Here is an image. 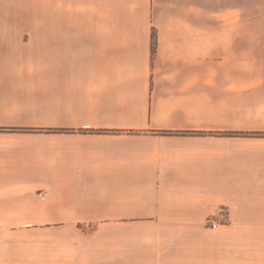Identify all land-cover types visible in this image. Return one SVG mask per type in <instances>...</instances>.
I'll return each mask as SVG.
<instances>
[{
	"label": "crops",
	"instance_id": "obj_1",
	"mask_svg": "<svg viewBox=\"0 0 264 264\" xmlns=\"http://www.w3.org/2000/svg\"><path fill=\"white\" fill-rule=\"evenodd\" d=\"M251 4L0 0V264H264Z\"/></svg>",
	"mask_w": 264,
	"mask_h": 264
},
{
	"label": "rangeland",
	"instance_id": "obj_2",
	"mask_svg": "<svg viewBox=\"0 0 264 264\" xmlns=\"http://www.w3.org/2000/svg\"><path fill=\"white\" fill-rule=\"evenodd\" d=\"M251 2H252L251 6L246 11L247 16H251L253 18H264V0H251ZM242 12L244 13L245 10H242ZM238 13H239V10H238ZM244 16H245V14H244ZM222 213L224 214V211H222ZM223 220H224V218L221 219V220L220 219L208 218L205 221V224L204 225L206 226V228L204 230H205V233H208V236L210 237L209 243H211V236H212V232L210 230H208V228H209L210 225L212 227L211 221H216L220 225L221 221H223ZM219 225H218V227H219ZM92 227H95V226H93L92 224H89V227L88 228H92ZM205 235H207V234H205ZM183 247L187 248L188 246H185L184 245ZM191 248H194V251H196V246H191ZM206 252L209 253L208 251H206ZM202 256L200 257V255H199V256H196V257L197 258L200 257L202 259ZM208 256L210 257V259L207 256H204V260L206 261V263H210L211 264V255H210V253H209ZM198 261L201 262L200 259H198Z\"/></svg>",
	"mask_w": 264,
	"mask_h": 264
},
{
	"label": "built area",
	"instance_id": "obj_3",
	"mask_svg": "<svg viewBox=\"0 0 264 264\" xmlns=\"http://www.w3.org/2000/svg\"><path fill=\"white\" fill-rule=\"evenodd\" d=\"M211 224H212V227H213V228H217L218 225H219V223L216 222V221H211Z\"/></svg>",
	"mask_w": 264,
	"mask_h": 264
}]
</instances>
